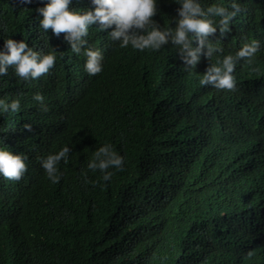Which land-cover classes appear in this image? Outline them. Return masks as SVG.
I'll return each instance as SVG.
<instances>
[{"label":"trees","instance_id":"trees-1","mask_svg":"<svg viewBox=\"0 0 264 264\" xmlns=\"http://www.w3.org/2000/svg\"><path fill=\"white\" fill-rule=\"evenodd\" d=\"M199 2L245 9L224 38L210 37L223 49L210 62L190 74L170 43L121 48L113 29L93 25L86 39L104 60L90 76L63 34L39 27L48 0H0V52L13 39L57 56L37 80L11 68L0 77V99L20 100L18 113L0 112V148L28 157L21 181L0 176V264H264V0ZM157 6L154 20L174 29L178 0ZM70 10L94 6L72 0ZM253 40L261 47L236 65V91L199 84L208 63ZM105 144L125 158L110 181L88 169ZM63 147L72 151L54 184L41 160Z\"/></svg>","mask_w":264,"mask_h":264},{"label":"clouds","instance_id":"clouds-1","mask_svg":"<svg viewBox=\"0 0 264 264\" xmlns=\"http://www.w3.org/2000/svg\"><path fill=\"white\" fill-rule=\"evenodd\" d=\"M21 2L31 3V0ZM71 2L72 0H48L43 8L37 9L43 17L39 21V27L45 32L51 30L56 37L63 34L71 51L86 57L85 71L90 76L103 71L104 60L102 51L90 47L86 39L89 28L93 25H98L103 32L113 29L108 34L112 41L120 42L121 48L131 46L141 52H158L170 43L177 49L184 71L191 74L202 57L210 62L214 54L223 52L221 47L210 42V37L215 36L219 30L220 37L224 38L231 31L230 23L245 11L236 2H232L230 8L213 4L205 9L199 0H178L180 7L176 11L179 19L173 29L163 28L154 20L158 14L157 0H91L94 10L84 12L70 10ZM214 18L219 19L217 21ZM260 47V41L253 40L244 44L235 55L224 56L215 64L208 63L199 84L218 90L236 91V65L241 60L252 63V58ZM5 48V52H0V77L8 76L11 68L16 77L28 82L48 75L55 67V50L42 54L34 51L24 41L17 42L13 39L5 41ZM33 99L40 103L42 111H48L43 95L36 94ZM19 111V99L11 102L0 99V112L8 114ZM24 128L32 131L30 124H25ZM71 151V148L63 147L58 153L41 160V166L52 183H59L62 177L59 165L61 161L68 163ZM27 160L28 157L24 154H13L7 147L0 148V176L13 182L21 181L28 171ZM124 164L125 158L111 144H105L93 153L88 169L93 172L99 170L102 179L110 181L114 173L109 169L123 171ZM84 175L87 183V173ZM251 255L249 252L248 256Z\"/></svg>","mask_w":264,"mask_h":264}]
</instances>
